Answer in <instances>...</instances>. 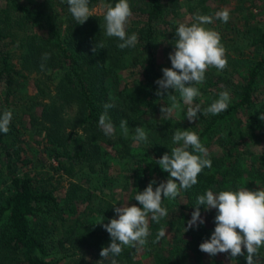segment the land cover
Masks as SVG:
<instances>
[{
	"label": "trees",
	"instance_id": "1",
	"mask_svg": "<svg viewBox=\"0 0 264 264\" xmlns=\"http://www.w3.org/2000/svg\"><path fill=\"white\" fill-rule=\"evenodd\" d=\"M203 1H193L199 13L206 9ZM104 2L114 5L117 0ZM128 2L132 17L127 33H136L138 42L121 50L117 38L105 35L101 0H90L94 15L82 25L75 23L65 0H0V114L13 113L10 131L0 132V264H111L100 256L110 235L95 222L117 218L116 195L123 197L119 206L124 202L142 207L134 198L137 192L150 181L158 184L169 178L156 160L182 145L172 140L177 130L198 134L212 167L175 199H163L167 217L156 223L149 215L146 245L125 248L112 262L247 264L246 250L232 258L230 253L209 256L199 249L214 231L216 209L200 206V214L207 213L205 222L185 232L183 226L196 197L206 190H264V121L259 119L264 112V22L253 25L258 45L252 47V56V29H241L251 31L245 39L229 35L227 40L236 43L226 47L227 67H210L205 81L196 85L201 93L194 101L201 107L197 120L187 119L186 105L165 120L160 108L171 106L167 94L182 99L173 89L165 97L156 95L155 81L163 77L155 67L156 40L173 53L176 28L190 25L186 13L194 4ZM241 6L246 25L264 0H235L228 10ZM215 9L217 5L210 11ZM232 28L238 35L236 22ZM45 53L49 58H43ZM225 90L231 98L227 110L204 115ZM105 103L115 105L108 110L115 126L112 137L98 125ZM122 119L128 127H146L148 145H133L129 132L127 137L121 132ZM63 177H70L65 188ZM161 229L166 235L153 242ZM93 252L91 258L84 256ZM263 255L264 247L256 262Z\"/></svg>",
	"mask_w": 264,
	"mask_h": 264
},
{
	"label": "clouds",
	"instance_id": "2",
	"mask_svg": "<svg viewBox=\"0 0 264 264\" xmlns=\"http://www.w3.org/2000/svg\"><path fill=\"white\" fill-rule=\"evenodd\" d=\"M75 23L83 24L93 12L89 7L90 0H65ZM105 21V35L115 37L120 42L117 47L121 50L134 48L138 42L136 33L129 35L127 25L132 17V10L128 0H117L113 5L101 0L100 4ZM219 19L227 23L230 19L228 9L217 11L213 16L199 15L194 17L190 25L180 23L176 28V43L174 52L169 54L171 67L162 69L163 77L157 79L158 85L156 95L165 97L168 89L178 92L183 104L187 106L186 117L195 121L201 114L200 104L194 103L201 93L196 85L205 81V73L210 67L222 71L227 67L226 49L221 43L219 32L206 28L204 25L211 24L213 19ZM103 48V45H101ZM44 59L49 54H44ZM43 68V65H41ZM172 101L171 106L161 105L160 111L165 120L172 119L174 111L181 110L177 97L167 94ZM231 102L227 90L219 93L218 99L212 102L203 114L218 115L226 111ZM112 103L103 105L104 111L100 114L98 125L105 136L112 137L115 133V126L108 115V110L114 108ZM13 118L11 110H5L0 114V132L7 134L10 131V124ZM259 119L264 121V112H261ZM120 129L127 137L129 128L127 120L120 121ZM135 140L148 145V136L142 127L135 128ZM172 140L181 146L171 150V154L165 153L156 160L159 167L167 171L170 176L166 181L156 184L150 181L142 192L134 196L140 206L122 203L114 207L117 218H112L106 224L103 219L100 223L110 235V243L103 247L100 256L105 259L118 257L125 248L144 246L150 236L149 215L151 221L159 223L162 218L169 215L166 207L162 206L164 198L175 199L181 190L190 189L198 183V176L205 168H211L212 162L208 158V150L202 144L197 133L187 130H177ZM191 147L192 151L187 150ZM153 184H156L153 189ZM200 206L205 211L216 209L214 217L215 227L210 239L199 245L202 252L209 256L219 253H230L232 258L245 255L247 264H256L259 250L264 247V190H221L214 193L206 190L203 195L196 197L194 211L191 218L184 225V230L202 225L205 221L200 214ZM166 235V230L161 229L153 242L159 241ZM243 249V250H242ZM102 264V262H100Z\"/></svg>",
	"mask_w": 264,
	"mask_h": 264
},
{
	"label": "rangeland",
	"instance_id": "3",
	"mask_svg": "<svg viewBox=\"0 0 264 264\" xmlns=\"http://www.w3.org/2000/svg\"><path fill=\"white\" fill-rule=\"evenodd\" d=\"M195 0H191V4H194L191 11L186 13L187 17H189L188 21L189 23H193L195 22L194 21V17L199 14V15H208V16H213L214 17V14L217 12V11H221L223 9H228L229 7H233L234 4H235V0H223L221 3H219L217 0H204L202 2L203 5H205L206 9L203 10L202 12H198L197 10V7H196V4L193 2ZM214 5H217V9H215L214 11H210V9L214 6ZM244 5V4H243ZM263 8L264 7H261V9H259L257 12H256V15H253L249 18H247V22H246V25L243 24V17H241V14L244 13L245 9L241 7L237 8V9H234V12H231L230 11V19L228 20L227 23H223L221 22L219 19H213V22L211 24H207V25H204L206 28H209V29H212V30H215L217 32H219L220 36H221V43L223 44L224 48L226 49V47H232L233 44H235L236 42H232V40H227L229 35H233L235 36V40L237 38V36H240V38L244 37V39L246 38V35L250 34L251 31L247 33H244V30H241V29H252L253 30V25L254 26H260L263 24ZM182 9V8H180ZM95 11H99L100 8L98 7H95L94 8ZM240 15V16H238ZM236 22L237 24V27H238V35L234 32L235 30L232 28V24ZM242 23V24H241ZM246 27V28H245ZM255 29L252 31L254 32ZM255 34L256 32H254L253 34V38L251 40L252 44L250 45V48L248 49L249 51V54L250 56H252V53L255 54L253 48L254 47H257V42L255 41ZM226 39V40H225ZM157 42V47H156V62H155V67L159 70L162 71L163 68H166V67H171V61L169 59V54L171 53V50H167L165 49L164 47V44L162 43L161 39L159 40H156ZM224 42L226 43V45L224 44ZM230 42V44H228ZM229 45V46H228ZM253 47V48H252ZM235 59V58H234ZM237 59V58H236ZM239 62H241V60H239ZM239 73H233V76L236 77ZM263 77V76H261ZM180 105H181V108L184 106L183 104V101L180 100V101H177ZM180 110H177L176 113H179ZM175 114V113H173ZM176 115V114H175ZM176 117V116H174ZM182 122V120H181ZM139 127H142L145 132L147 133V128L140 125ZM129 128V137H130V140L132 141V144L133 145H137L138 142L135 140V128L136 127H128ZM70 177L68 178H61V183L64 185V188L66 187L67 185V179H69ZM73 179V178H72ZM84 185H87V184H84ZM257 189H254L253 191H255ZM123 201V197L121 195H116L115 196V199H113V202L116 204L117 207H119L120 205V202ZM203 217L204 220L207 219V213H204L203 215H201ZM95 254H98L97 252H95ZM94 255V252L89 254V253H86L84 256L88 259V258H91L93 257ZM74 259H76V257H74ZM110 263H111V260L110 259H107ZM90 261V260H88ZM112 264H119L118 262H112ZM256 264H264V255L257 260Z\"/></svg>",
	"mask_w": 264,
	"mask_h": 264
}]
</instances>
